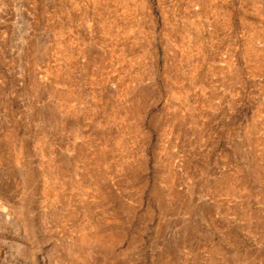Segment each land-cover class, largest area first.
<instances>
[{
    "label": "rangeland",
    "instance_id": "1",
    "mask_svg": "<svg viewBox=\"0 0 264 264\" xmlns=\"http://www.w3.org/2000/svg\"><path fill=\"white\" fill-rule=\"evenodd\" d=\"M0 264H264V0H0Z\"/></svg>",
    "mask_w": 264,
    "mask_h": 264
}]
</instances>
